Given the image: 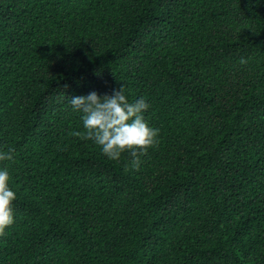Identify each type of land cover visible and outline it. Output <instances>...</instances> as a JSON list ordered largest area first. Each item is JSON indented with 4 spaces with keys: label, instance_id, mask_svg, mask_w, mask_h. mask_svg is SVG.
I'll return each mask as SVG.
<instances>
[{
    "label": "trees",
    "instance_id": "16d2710c",
    "mask_svg": "<svg viewBox=\"0 0 264 264\" xmlns=\"http://www.w3.org/2000/svg\"><path fill=\"white\" fill-rule=\"evenodd\" d=\"M121 85L112 160L70 97ZM0 149V264H264V0H0Z\"/></svg>",
    "mask_w": 264,
    "mask_h": 264
},
{
    "label": "clouds",
    "instance_id": "9594fccd",
    "mask_svg": "<svg viewBox=\"0 0 264 264\" xmlns=\"http://www.w3.org/2000/svg\"><path fill=\"white\" fill-rule=\"evenodd\" d=\"M74 112L81 113L86 138L100 146L109 159H119L125 151L146 153L157 142L159 130L152 127L143 113L150 104L143 98L134 102L126 95L124 85L111 94L92 91L86 95L71 96ZM14 149H0V161L12 160ZM138 157L133 166L138 167ZM7 167H0V235L15 223L14 201L17 193L10 186Z\"/></svg>",
    "mask_w": 264,
    "mask_h": 264
}]
</instances>
